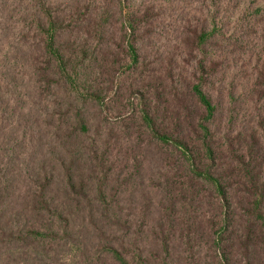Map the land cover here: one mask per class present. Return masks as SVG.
I'll use <instances>...</instances> for the list:
<instances>
[{
    "label": "trees",
    "instance_id": "16d2710c",
    "mask_svg": "<svg viewBox=\"0 0 264 264\" xmlns=\"http://www.w3.org/2000/svg\"><path fill=\"white\" fill-rule=\"evenodd\" d=\"M176 2L20 1L0 78V264H56L72 244L74 264H181L178 232L188 264L203 243L219 264H264V132L221 130L214 93L230 45L264 47V0ZM147 179L151 226L150 192L136 224L121 199Z\"/></svg>",
    "mask_w": 264,
    "mask_h": 264
},
{
    "label": "rangeland",
    "instance_id": "374dc122",
    "mask_svg": "<svg viewBox=\"0 0 264 264\" xmlns=\"http://www.w3.org/2000/svg\"><path fill=\"white\" fill-rule=\"evenodd\" d=\"M21 0H0V78L4 69L5 58L13 62L18 48L17 33V15L20 9ZM203 0H179L175 3L178 12L185 13L195 12L200 8ZM181 10V11H180ZM260 34V33H259ZM257 36L249 37L244 44L239 46H231L228 53L224 56L226 67L216 79L217 84L214 87L215 96L220 98L221 118L218 116V125L221 130L226 131L228 128L233 129L234 134L238 132L247 133L252 130L262 136L264 132V98L259 99L258 94L253 90L256 80L257 68L260 69L263 61V41ZM10 65L12 63L7 62ZM115 119V115L112 116ZM119 122L116 121L115 126L119 129ZM230 122L232 124H230ZM115 128V129H117ZM124 161L130 163L131 156L127 151L120 152ZM26 156V155H24ZM166 174L164 169L151 168L149 175H153L157 180H162V176ZM148 179L144 189L136 190V182L130 184L126 189V195L121 198L126 211L132 214V220L135 224L142 217L144 209V199L142 191L147 190L152 195V212L146 220V224L151 226L153 221L158 218V213L162 210L160 205V193L157 188L150 183ZM132 192V193H131ZM205 204L199 207L197 216L201 215L202 226L207 229L209 216L213 214L209 211V207ZM194 209V208H193ZM191 206L186 205L183 213V221H187L190 216L189 210L194 214ZM205 213V214H204ZM181 232H178L175 246L177 248V259L181 264H188V254L185 245L186 239H181ZM210 246L203 243L195 248L196 260L198 264H219L218 257L212 251ZM70 250L63 251L61 257L56 264H74L79 259V252L75 245L69 246ZM177 261V263H178Z\"/></svg>",
    "mask_w": 264,
    "mask_h": 264
}]
</instances>
